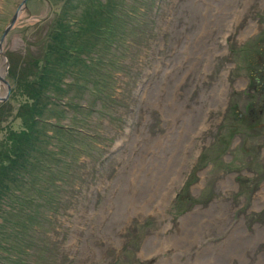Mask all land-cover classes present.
Here are the masks:
<instances>
[{
    "label": "rangeland",
    "instance_id": "rangeland-1",
    "mask_svg": "<svg viewBox=\"0 0 264 264\" xmlns=\"http://www.w3.org/2000/svg\"><path fill=\"white\" fill-rule=\"evenodd\" d=\"M20 1L0 0V35ZM103 9L131 11L139 22L108 53L110 100L59 91L66 112L58 123L79 127L68 99L85 101L82 125L94 143L73 159L61 203L41 216L46 232L30 233L33 257L264 264V0H28L1 43L10 90L0 162L29 118L20 108L35 101L30 79L54 28L67 26L72 40L86 26L82 40L91 41ZM233 110L244 117L235 133Z\"/></svg>",
    "mask_w": 264,
    "mask_h": 264
},
{
    "label": "trees",
    "instance_id": "trees-1",
    "mask_svg": "<svg viewBox=\"0 0 264 264\" xmlns=\"http://www.w3.org/2000/svg\"><path fill=\"white\" fill-rule=\"evenodd\" d=\"M103 11L105 24H92L90 29L97 33L93 32L91 41L82 40L81 33L86 32V26L73 32L76 37H71L72 40L67 39L70 38L67 26L59 28L63 26L60 23L55 27L48 53L33 71L30 99L35 101L30 108L27 102L20 108L28 112L29 118L14 134L11 148L0 162V264H40L33 257L34 248L39 249V244L30 233L46 232L47 225L41 223V216L54 203H61L73 159H80L79 151L84 153L92 148L93 135L82 125L90 115L85 101L68 99L79 108L76 110L73 106L72 112L76 114L74 117L80 114L82 124L79 127L61 125L58 119L65 116L66 109L60 104L63 94L59 91L65 93L67 85L79 88L93 100H110V94L104 93L111 76L108 53L112 52L115 42L124 43V36L135 30L128 27L139 20L131 11H125L121 17L115 16L112 10ZM66 76H70L69 81L64 80ZM8 111L6 102L2 101L0 122ZM231 119L229 132L235 133L233 125L242 124L244 117L233 110ZM50 212L46 214L48 217L56 210Z\"/></svg>",
    "mask_w": 264,
    "mask_h": 264
},
{
    "label": "water",
    "instance_id": "water-1",
    "mask_svg": "<svg viewBox=\"0 0 264 264\" xmlns=\"http://www.w3.org/2000/svg\"><path fill=\"white\" fill-rule=\"evenodd\" d=\"M28 0H21L14 13L12 14V16L10 17V20L9 22L7 23V25L4 27L1 35H0V51H1V43H2V40L5 36V34L7 33V31L9 30V28L13 25L14 21L16 20L17 16H18V13L26 6V2ZM0 81L3 82L6 86V92L4 93V95H0V101H3L7 98L8 94H9V90H10V85L8 83V81L2 76L0 75Z\"/></svg>",
    "mask_w": 264,
    "mask_h": 264
},
{
    "label": "bare ground",
    "instance_id": "bare-ground-1",
    "mask_svg": "<svg viewBox=\"0 0 264 264\" xmlns=\"http://www.w3.org/2000/svg\"><path fill=\"white\" fill-rule=\"evenodd\" d=\"M7 80V79H6ZM3 83V82H2ZM4 84V83H3ZM5 85V84H4ZM188 228V227H187ZM193 228V227H192ZM190 229V228H189ZM191 230V229H190ZM196 233V232H195ZM190 234V233H189ZM188 240V239H187ZM179 242H181V240L179 241ZM207 259H209L207 262H206V264H212L211 262H212V260L210 259V257L209 258H207ZM215 259V258H214ZM213 259V260H214ZM216 262V261H215Z\"/></svg>",
    "mask_w": 264,
    "mask_h": 264
}]
</instances>
